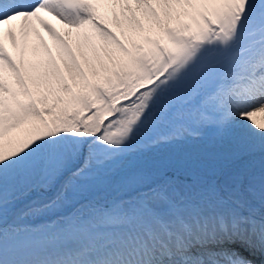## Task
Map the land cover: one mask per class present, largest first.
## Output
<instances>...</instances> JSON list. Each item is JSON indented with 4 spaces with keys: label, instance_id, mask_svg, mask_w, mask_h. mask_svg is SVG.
<instances>
[{
    "label": "snow or ice",
    "instance_id": "obj_1",
    "mask_svg": "<svg viewBox=\"0 0 264 264\" xmlns=\"http://www.w3.org/2000/svg\"><path fill=\"white\" fill-rule=\"evenodd\" d=\"M0 264H264V0H0Z\"/></svg>",
    "mask_w": 264,
    "mask_h": 264
},
{
    "label": "bare ground",
    "instance_id": "obj_2",
    "mask_svg": "<svg viewBox=\"0 0 264 264\" xmlns=\"http://www.w3.org/2000/svg\"><path fill=\"white\" fill-rule=\"evenodd\" d=\"M47 18H48L49 20H51L54 24H56L57 27H61V26L59 25V23H58L57 21H55L52 17H47ZM43 35H44L45 39H48V40H49V43H51L50 38H48L44 33H43Z\"/></svg>",
    "mask_w": 264,
    "mask_h": 264
},
{
    "label": "rangeland",
    "instance_id": "obj_3",
    "mask_svg": "<svg viewBox=\"0 0 264 264\" xmlns=\"http://www.w3.org/2000/svg\"><path fill=\"white\" fill-rule=\"evenodd\" d=\"M44 34L48 37V34H47L46 32H45ZM48 38H49V37H48Z\"/></svg>",
    "mask_w": 264,
    "mask_h": 264
}]
</instances>
